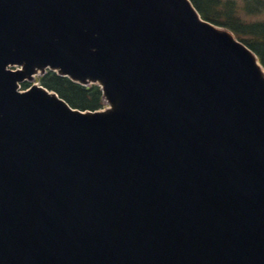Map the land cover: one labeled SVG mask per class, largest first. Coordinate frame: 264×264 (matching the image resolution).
<instances>
[{"label":"water","instance_id":"obj_1","mask_svg":"<svg viewBox=\"0 0 264 264\" xmlns=\"http://www.w3.org/2000/svg\"><path fill=\"white\" fill-rule=\"evenodd\" d=\"M0 264H264L257 54L191 0H0Z\"/></svg>","mask_w":264,"mask_h":264},{"label":"trees","instance_id":"obj_2","mask_svg":"<svg viewBox=\"0 0 264 264\" xmlns=\"http://www.w3.org/2000/svg\"><path fill=\"white\" fill-rule=\"evenodd\" d=\"M202 17L216 25L230 29L259 57L264 66V22L245 20L241 14H256L264 9V0H191ZM247 5V6H246ZM241 13V14H240ZM40 83L56 91L72 107L80 110H99L105 102L98 84L82 85L56 71L48 70L39 76ZM28 87V83H24Z\"/></svg>","mask_w":264,"mask_h":264},{"label":"rangeland","instance_id":"obj_3","mask_svg":"<svg viewBox=\"0 0 264 264\" xmlns=\"http://www.w3.org/2000/svg\"><path fill=\"white\" fill-rule=\"evenodd\" d=\"M240 1V7L242 8L243 6H245V2L244 0H239ZM247 6V5H246ZM241 14V13H240ZM242 17L245 19V20H248V21H257V22H264V9H262L260 12L256 13V14H241ZM239 39V38H238ZM38 77V76H37ZM37 77L35 78V80L31 81L30 83H28L29 85L31 84H39V82L37 81ZM104 107H108V104L105 102V105ZM105 109V108H104ZM103 110V109H101Z\"/></svg>","mask_w":264,"mask_h":264}]
</instances>
